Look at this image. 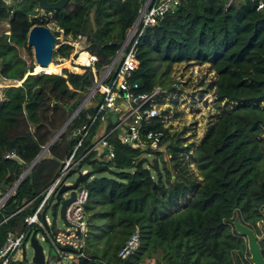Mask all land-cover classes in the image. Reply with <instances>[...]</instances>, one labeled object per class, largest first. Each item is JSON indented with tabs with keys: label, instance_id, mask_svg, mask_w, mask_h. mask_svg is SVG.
<instances>
[{
	"label": "trees",
	"instance_id": "16d2710c",
	"mask_svg": "<svg viewBox=\"0 0 264 264\" xmlns=\"http://www.w3.org/2000/svg\"><path fill=\"white\" fill-rule=\"evenodd\" d=\"M258 1L181 0L173 13L144 29L134 47L138 65L129 80L137 83L136 94L159 89L148 103L158 115L140 122L139 131H162L165 149L140 150L120 143L119 128H113L125 114L120 111L114 124L105 114L103 140L113 152L107 159L104 148L93 145L100 117L88 128L100 100V94L94 93L5 201L0 220L35 197L0 223V246L9 232L21 231L23 216L39 201L36 195L58 176L74 151L71 161L76 163L59 182L62 185L80 174L79 186L88 193L85 246L77 264H144L143 259L155 264H232V252L241 251L242 243L230 222L235 212L252 225L259 219L264 158L246 126L233 115L210 110L206 100L251 101L264 94V0L256 9ZM140 3L68 0L62 9L41 14L35 0H21L12 8L0 0V23L7 24L0 32V78L17 85L4 89L5 99L0 102L1 191L18 180L63 125L67 108L76 107L93 86L87 73L34 74L35 64L25 45L28 29L50 23L57 28L54 36L59 30L64 38L84 35L99 71L115 54ZM71 51V46L60 44L52 59H68ZM177 75L184 81L180 87ZM35 87L37 94L32 92ZM188 87L207 108L198 137L194 126L184 121L178 131L170 124L180 115L174 110L176 96ZM10 151L15 157L5 158ZM149 154L154 156L150 162ZM56 207L57 202L51 206L54 216ZM134 229L138 246L119 260L116 252Z\"/></svg>",
	"mask_w": 264,
	"mask_h": 264
},
{
	"label": "built area",
	"instance_id": "2783aa9c",
	"mask_svg": "<svg viewBox=\"0 0 264 264\" xmlns=\"http://www.w3.org/2000/svg\"><path fill=\"white\" fill-rule=\"evenodd\" d=\"M120 1L123 2L125 0ZM180 2L181 0H141L135 19L127 29L124 38L118 44L115 54L101 72L95 69L94 64L97 62V57L87 50L88 42H86L84 35L76 34L75 37L61 42V44H67L72 47L71 64L80 70L75 72L77 74L87 73L92 77L94 89L89 92L85 102L94 93L100 94V100L88 128L97 116L101 120L108 111L113 113L115 117L116 113L123 111L125 114L115 126L119 128V142L140 150H161V142L164 138L162 131L150 130L143 134H140L139 131L140 122L147 121L158 115V110L151 103H148L159 93V89L155 88L150 93L136 94L137 83L130 81L129 76L138 65L133 51L143 30L156 25L166 14L173 13ZM262 6L263 0H260L256 5V9H260ZM80 54H83V57L78 62H75ZM110 63L111 65L109 66ZM122 105H124V108H121ZM122 122L125 124L124 129L121 127ZM84 135L85 132L81 138ZM103 138L104 135L98 140V144L105 149L106 158L111 159L113 157L112 148L105 143ZM79 143L80 141L75 146V149ZM73 153L74 151L64 160L58 176L41 193L36 195V197H40L39 201L30 213L23 216L21 231L18 234L12 232L7 234L0 246V264H12V262L20 261H23L24 264H35L32 262L31 257L27 259L25 255L26 249L30 247L31 237L37 244H39V241L46 243L52 251V254H47L46 257L39 244L43 255V264H77L79 259L83 257L82 249L85 246V235L87 232L84 216V205L88 195L87 190L79 185L74 189V199L69 202L64 210V220L67 225H63L62 229L56 228L54 222L45 213L50 210L53 215L51 206L56 202L54 196L61 185L59 182L60 178L76 163L71 161ZM4 157L13 158L15 153L10 151ZM22 173H20L19 177ZM68 184L70 183H64V185ZM15 187L13 184L5 191L0 190V210L8 197L13 194ZM66 196L67 193L60 195L61 198ZM34 198L24 202L20 208L13 211L9 216L1 218L0 223L29 205ZM57 208L58 202L55 211V216L57 215L58 217ZM138 243V231L134 229L117 250L116 257L119 260L128 257L134 252Z\"/></svg>",
	"mask_w": 264,
	"mask_h": 264
},
{
	"label": "rangeland",
	"instance_id": "374dc122",
	"mask_svg": "<svg viewBox=\"0 0 264 264\" xmlns=\"http://www.w3.org/2000/svg\"><path fill=\"white\" fill-rule=\"evenodd\" d=\"M7 4L11 5V8L14 7L17 3H19L21 0H4ZM37 13H43L42 11L38 10L36 11ZM77 16L81 15V12H78L76 14ZM46 27L52 32V31H57L56 27H53L52 24H47ZM7 29V24L5 22L0 23V32L4 31ZM55 42L53 44L52 50L53 52L56 50V48L61 44L62 41H67L69 38H64L61 35V31L58 32V35L55 36ZM26 45V44H25ZM29 52L31 53V58H32V50L30 47ZM72 51L69 54V59L72 58L71 56ZM22 58H25L24 55H21ZM55 59V58H54ZM60 59V58H56ZM33 60V58H32ZM53 60V59H52ZM72 60H70L71 63ZM68 64H66L67 66ZM72 65V64H71ZM53 66V65H52ZM71 67L70 65H68ZM37 68V67H36ZM34 69V74L35 73H43L47 74L48 72L45 70L37 71V69ZM67 68V67H66ZM196 68H193V72H195ZM33 70V69H32ZM63 71L66 73H77L75 71H68L67 69H62L57 75H60ZM78 71H80L78 69ZM103 70H99L101 72ZM182 77L177 75L175 77V81H179L177 84V87H180V85H183V79ZM175 84V83H174ZM173 84V85H174ZM15 81L11 79H2L0 78V102L4 100V89H7L9 87H16ZM193 87H188L184 88V90L179 93L176 98L177 101L174 104V110L178 114L175 118L170 119V124L172 125L171 127L174 128V130L178 131L180 130V125L184 121L185 125H188L190 127L194 126L195 129V134L197 137L202 133V121H201V116L207 111V108H205V105L207 104L210 110H215L218 111L221 114H230L233 115L234 117L238 118L248 129V131L253 135V138L258 142V144L261 147V151L263 154L264 158V94L260 99L257 100H251V101H234V100H229V99H219L216 101H212L210 99L206 100V104L202 101V99H199L198 94H196V91L193 90ZM193 93V96H191ZM205 97V95H203ZM201 97V98H203ZM193 101V102H192ZM202 101V102H200ZM167 102V101H166ZM199 102V103H198ZM167 104V103H165ZM88 106V105H86ZM83 106V107H86ZM165 106H162L164 108ZM121 108H124V105L121 106ZM170 113L173 112V106H170ZM68 112V111H67ZM69 114L71 113L68 112ZM194 121L196 123L194 124ZM123 129L125 125L121 126ZM195 140V137L193 138ZM97 149H101V146L98 144ZM161 149H165V144L162 145ZM154 156L152 154H149L146 159L147 161H152ZM24 171V170H23ZM22 171V172H23ZM21 172V173H22ZM73 179H71L72 181ZM46 215L50 220L54 222V226L58 229H62L63 223L59 220L57 215L54 217L51 213L50 210H47ZM17 234V233H15ZM39 244L41 245L45 256L47 257V254H52V251L48 247V245L44 242L39 241ZM49 249V250H48ZM32 254V251L29 248L26 249L25 255L27 259H30ZM144 264H155L153 259H143Z\"/></svg>",
	"mask_w": 264,
	"mask_h": 264
},
{
	"label": "water",
	"instance_id": "95a60500",
	"mask_svg": "<svg viewBox=\"0 0 264 264\" xmlns=\"http://www.w3.org/2000/svg\"><path fill=\"white\" fill-rule=\"evenodd\" d=\"M38 6V9L42 12L48 11V10H59L62 9L68 0H56L53 2H47L46 0H35ZM55 36L53 33L45 26L43 25H32L26 34V46L30 47L32 50V58H33V64H37L40 67H45L51 60H52V54H53V44L55 42ZM111 63L109 64V66ZM36 74V73H35ZM94 87L92 86L90 90L87 92L85 97L82 99V101L74 108L73 105L70 106V108H67V111L71 113L63 123V125L60 127V129L56 132V134L51 138V140L48 142V144L41 149V151L36 155V157L32 160V162L26 166L23 173L20 177H18V180L15 181L14 186L18 184V182L25 176L28 171L32 168V166L35 164V162L42 156L43 152L46 151V148L50 143L57 137V135L62 131V129L68 124V122L75 116V114L83 107L86 106L85 100L87 99L89 92L93 90ZM32 92L34 94H37L39 92V88L35 87ZM107 115L109 116V119L111 123H114L116 121V117L113 113L110 111L107 112ZM105 152V149L104 151ZM17 160V158H15ZM80 174H76V177L74 178L73 182L68 185H60V187L57 190V194L54 196V200L58 202V218L63 223V225H67V223L64 220V210L66 206L74 199V189L79 185L80 183ZM67 193L66 197L61 198L59 195ZM264 211V209H263ZM231 226L233 231L240 236L245 237L246 239V246L247 251L250 253V260L254 261L255 264L262 263L260 260V256L258 254V246L255 243V239L252 235V232L249 228L244 226L241 221L239 220V217L237 216V213L235 212V215L231 221ZM30 248L32 250V256L31 260L35 264H43V255L41 252V247L39 244L36 243V241L31 237L30 238ZM70 250V249H66Z\"/></svg>",
	"mask_w": 264,
	"mask_h": 264
},
{
	"label": "flooded vegetation",
	"instance_id": "af4514ba",
	"mask_svg": "<svg viewBox=\"0 0 264 264\" xmlns=\"http://www.w3.org/2000/svg\"><path fill=\"white\" fill-rule=\"evenodd\" d=\"M264 205L260 208L259 219L254 222V224L242 222L241 223L249 228L252 232V235L255 239V243L258 246V254L260 256V260L264 264ZM232 221V220H231ZM231 223V222H230ZM231 226V224H230ZM232 228V226H231ZM233 230V229H232ZM241 240L242 250L241 251H233L232 252V264H255L254 261L250 260V253L247 251L246 239L243 236L235 234Z\"/></svg>",
	"mask_w": 264,
	"mask_h": 264
},
{
	"label": "bare ground",
	"instance_id": "6f19581e",
	"mask_svg": "<svg viewBox=\"0 0 264 264\" xmlns=\"http://www.w3.org/2000/svg\"><path fill=\"white\" fill-rule=\"evenodd\" d=\"M81 57H83V54H80L79 58L75 61L78 62ZM66 64L70 65L71 67H69L68 65L66 66ZM53 65V66H52ZM35 66H37V71H41V70H46L48 73L47 74H58L63 67H67L68 71H78V67H73L70 63V59H53L51 60L45 67H40L37 64H35Z\"/></svg>",
	"mask_w": 264,
	"mask_h": 264
},
{
	"label": "crops",
	"instance_id": "0c3cea01",
	"mask_svg": "<svg viewBox=\"0 0 264 264\" xmlns=\"http://www.w3.org/2000/svg\"><path fill=\"white\" fill-rule=\"evenodd\" d=\"M37 66H35V68H36ZM89 103H90V99L89 100H87L86 102H85V104L86 105H89ZM109 117V116H108ZM116 122V121H115ZM114 122V123H115ZM114 123H112V124H114ZM115 126H116V124H115ZM115 126L113 127V128H115ZM105 128H106V120H105V115H103V117H102V119L100 120V123H99V126H98V129H97V136H96V139H95V141H94V146L95 147H97L98 146V140L103 136V135H105ZM46 151H44L43 152V154L45 153ZM42 154V155H43ZM76 177V174H75V176L73 177V180H74V178ZM73 180L71 181V180H69V181H67V183H72L73 182Z\"/></svg>",
	"mask_w": 264,
	"mask_h": 264
}]
</instances>
